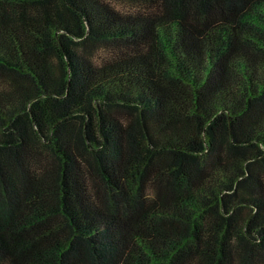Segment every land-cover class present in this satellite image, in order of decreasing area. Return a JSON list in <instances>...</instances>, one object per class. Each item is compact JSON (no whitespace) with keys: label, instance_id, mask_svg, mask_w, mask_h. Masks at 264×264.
<instances>
[{"label":"trees","instance_id":"trees-1","mask_svg":"<svg viewBox=\"0 0 264 264\" xmlns=\"http://www.w3.org/2000/svg\"><path fill=\"white\" fill-rule=\"evenodd\" d=\"M128 1L0 0V264H264V0Z\"/></svg>","mask_w":264,"mask_h":264},{"label":"rangeland","instance_id":"rangeland-1","mask_svg":"<svg viewBox=\"0 0 264 264\" xmlns=\"http://www.w3.org/2000/svg\"><path fill=\"white\" fill-rule=\"evenodd\" d=\"M107 2H110L112 6L122 12H132L135 9H138L139 7L132 2H129L128 0H106ZM113 50L105 49L103 45H96L94 47V57L99 58V57H105L106 55H109V53H112Z\"/></svg>","mask_w":264,"mask_h":264}]
</instances>
